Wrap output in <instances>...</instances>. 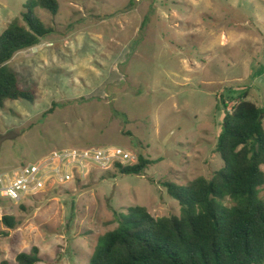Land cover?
I'll list each match as a JSON object with an SVG mask.
<instances>
[{"label": "rangeland", "instance_id": "rangeland-1", "mask_svg": "<svg viewBox=\"0 0 264 264\" xmlns=\"http://www.w3.org/2000/svg\"><path fill=\"white\" fill-rule=\"evenodd\" d=\"M27 1L0 0V34ZM55 1L56 15L34 9L50 35L7 64L32 99L0 109V175L68 149L121 148L157 163L139 176L68 168L67 183L0 200V263L36 247L39 264H89L129 208L179 216L162 184L223 168L217 95L230 111L227 92L242 87L264 107V0Z\"/></svg>", "mask_w": 264, "mask_h": 264}, {"label": "trees", "instance_id": "trees-1", "mask_svg": "<svg viewBox=\"0 0 264 264\" xmlns=\"http://www.w3.org/2000/svg\"><path fill=\"white\" fill-rule=\"evenodd\" d=\"M37 7L52 15L58 12L55 0H28L20 20L14 19L0 34V109L7 101L32 99L7 64L52 32L35 16ZM227 93L234 101L230 111L224 94L216 97L223 109L215 152L223 168L210 179L162 184L178 202L179 216L154 218L139 206L118 214L117 227L98 239L89 264H264V200L259 196L264 186V107L248 101L245 88ZM154 163L138 155L135 165H117L116 170L139 176ZM2 222L8 229L16 226L10 216ZM39 263V249L33 247L13 263L0 264Z\"/></svg>", "mask_w": 264, "mask_h": 264}, {"label": "built area", "instance_id": "built-area-1", "mask_svg": "<svg viewBox=\"0 0 264 264\" xmlns=\"http://www.w3.org/2000/svg\"><path fill=\"white\" fill-rule=\"evenodd\" d=\"M129 152L121 148L68 149L52 153L34 164L19 167L11 174L0 175V199L21 203L35 197L50 181L57 185L67 183L71 176L67 169L82 171L88 166L100 170H116L117 165L127 167L136 164Z\"/></svg>", "mask_w": 264, "mask_h": 264}]
</instances>
